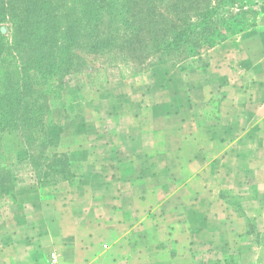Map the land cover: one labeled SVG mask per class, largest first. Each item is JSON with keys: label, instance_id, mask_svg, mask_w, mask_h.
I'll use <instances>...</instances> for the list:
<instances>
[{"label": "crops", "instance_id": "0c3cea01", "mask_svg": "<svg viewBox=\"0 0 264 264\" xmlns=\"http://www.w3.org/2000/svg\"><path fill=\"white\" fill-rule=\"evenodd\" d=\"M83 86L49 104L67 176L0 200V264H264V22Z\"/></svg>", "mask_w": 264, "mask_h": 264}, {"label": "trees", "instance_id": "16d2710c", "mask_svg": "<svg viewBox=\"0 0 264 264\" xmlns=\"http://www.w3.org/2000/svg\"><path fill=\"white\" fill-rule=\"evenodd\" d=\"M214 1L211 6V0H123L128 8H117L115 1L107 0V8H97L102 11L100 15L88 8L84 21L94 24L82 30L78 25L72 35L56 25V16L49 13L50 1L23 0L21 8H15L12 0H0V24L8 20L12 27L10 42L0 34V200L13 202L20 182L13 163L8 164L2 155V136L6 133L17 131L23 137L36 182L44 184L67 176L66 155L53 159L38 156L41 164L35 165L31 153L37 152V144L46 143L48 100L62 92L64 77L70 71L84 65L70 52L79 46L75 37L93 41L88 49L94 55L111 51L122 57L131 54V60L139 66L155 58L150 68L171 61L179 64L207 54L228 37L252 28H244L248 25L246 10L235 8L241 1L250 0ZM104 20L106 28L101 29ZM6 56H17L19 64L13 63L12 57L3 68Z\"/></svg>", "mask_w": 264, "mask_h": 264}, {"label": "rangeland", "instance_id": "374dc122", "mask_svg": "<svg viewBox=\"0 0 264 264\" xmlns=\"http://www.w3.org/2000/svg\"><path fill=\"white\" fill-rule=\"evenodd\" d=\"M23 0H12L13 5L15 8H21L20 4ZM47 2L50 1L49 8L52 10L49 12L51 16H56L57 23L61 30H64V33L70 31L73 35L76 32V26L82 25L81 30L85 27L92 26L94 22L91 24H86L84 21V15L87 14L88 8L92 9L95 15H100L102 11L97 8H107V0H46ZM109 1V0H108ZM116 2L117 8H128L126 2L123 3V0H112L111 3ZM215 1L211 0L210 5L214 6ZM89 5V7H86ZM162 6L165 7L166 2L161 3ZM259 1L258 0H250V3L241 1L238 3L235 8H243L246 10V18L248 20L247 27L245 29L251 27H257L258 24L264 22V16H260L259 12ZM35 8V7H34ZM88 15V14H87ZM106 19V15L104 16ZM105 26L102 25L101 29L106 28L107 21L104 20ZM253 25V26H252ZM58 27V28H59ZM99 29V31L101 30ZM0 34L5 37L9 42L11 41L12 35V27L8 20L2 22L0 24ZM75 41L78 42L79 46L72 47L70 49L71 54H76L81 61H83L84 65L81 69L77 70L74 68L72 71L69 72L64 77V87L62 92L56 96L54 99L48 100V106L51 101L59 100L62 98H66L64 96V88L68 83H75L78 82L79 84L84 85L85 87L88 85H93L97 81L103 78V74L108 68H119L121 70L124 79L129 82L133 79L142 78L146 76V72L150 69V65L157 60L152 58L144 63L143 66H139L134 64L131 60V54L126 55V57H122V55L117 54L115 51H111L110 53L98 54L94 55L91 54L89 51V47L91 45V41H82L80 39H76ZM82 47V48H81ZM13 56H6L4 58L3 63L1 64L3 68H7V66L12 62ZM206 54H201L198 56L191 57L182 61L181 63H177L181 68L197 66L202 67L205 64ZM13 63L19 64V60L16 57H13ZM13 68V67H12ZM12 70V69H11ZM83 86V87H84ZM46 138L45 144H37V152H32L31 156L35 159V165H40L41 160H39L38 156L46 157L44 155L43 149L48 144H50L52 137L54 134L50 132V124L46 127ZM50 133V135H49ZM52 135V136H51ZM51 138V139H50ZM2 155L6 156L7 163L12 165V169L14 173L20 178L19 181L23 180H33L36 181V174L35 169L29 164L28 160V151L26 148L25 141L21 134L17 131H12L6 133L2 136ZM40 169V168H39ZM38 168L36 170H39ZM44 171V166L41 168Z\"/></svg>", "mask_w": 264, "mask_h": 264}]
</instances>
